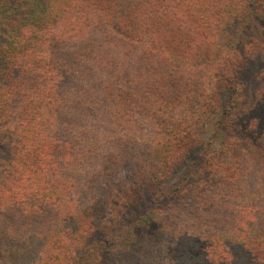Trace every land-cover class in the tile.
Instances as JSON below:
<instances>
[{
    "label": "trees",
    "instance_id": "16d2710c",
    "mask_svg": "<svg viewBox=\"0 0 264 264\" xmlns=\"http://www.w3.org/2000/svg\"><path fill=\"white\" fill-rule=\"evenodd\" d=\"M0 264H264V0H0Z\"/></svg>",
    "mask_w": 264,
    "mask_h": 264
},
{
    "label": "rangeland",
    "instance_id": "374dc122",
    "mask_svg": "<svg viewBox=\"0 0 264 264\" xmlns=\"http://www.w3.org/2000/svg\"><path fill=\"white\" fill-rule=\"evenodd\" d=\"M252 93H258V89H253ZM217 119L214 118L209 125L206 127L202 146L195 149L191 156L181 165L178 170L174 171L171 176H169L164 185V191L170 192L176 186L181 183L188 182L191 176H193L197 171V163L202 154L207 152L209 149L218 148L224 141V132L217 128ZM258 131H256L257 133ZM259 133V132H258Z\"/></svg>",
    "mask_w": 264,
    "mask_h": 264
}]
</instances>
